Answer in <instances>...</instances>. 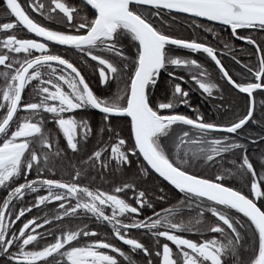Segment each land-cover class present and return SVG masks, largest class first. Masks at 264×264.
<instances>
[{
    "label": "snow or ice",
    "instance_id": "obj_1",
    "mask_svg": "<svg viewBox=\"0 0 264 264\" xmlns=\"http://www.w3.org/2000/svg\"><path fill=\"white\" fill-rule=\"evenodd\" d=\"M85 3L94 12L91 18L87 15H74L78 9L62 0H51L47 12L43 14L56 15L59 10L70 29L58 31L42 26L31 18L18 0H5L9 16L14 18L0 23V32L8 33L22 24L31 33L47 38L50 42L72 46L97 62L101 83L109 82L112 76L118 77L122 73L127 74V79L123 90L115 96H98L80 68L70 58L51 50L49 43L42 39L18 38L16 34H5L0 38V76L4 78L3 84H0V109H5L0 116V186L7 189V195L0 203V253L8 256L11 264H121V258L136 264L128 253L107 236L80 243L78 237L96 236V228L82 231V227L78 226L74 230H64L65 226L61 225L52 232L36 231L50 222L55 225L61 218L74 217L79 210L106 221L111 225L115 238L145 254L147 264H153L150 246L142 242L141 238L132 236L130 229H144L156 238L155 255L158 264H226L225 257L228 255H232L237 264H264V207L258 206L255 199L264 198V191L261 190L264 177L257 176L246 145L242 142L264 141V137L241 135L246 122H251L254 116L253 92L264 89V41L258 43L251 34L239 35L237 32L238 29L264 32V0H85ZM140 5L157 9L153 13L155 16H159L163 9L175 10L230 26L234 36L254 46L257 64L253 68L244 64L243 67L250 75L241 77L238 82L229 74L214 46L200 42L195 37L180 38L168 34L162 26H154L150 18L140 11ZM31 7L40 12L43 5L33 3ZM207 31L216 35L212 28ZM124 33L136 43L132 57L126 55L123 45L119 43ZM169 45L193 52L203 51L211 57L223 77L235 89L247 94L245 111L225 121L205 120L202 115L193 117L180 113L175 110L176 104L188 103V92L180 83H174L172 98L168 102H150L149 88L157 83L161 70L167 67L195 72L191 79L205 93L211 94L219 88L197 59L173 56L169 52ZM32 50H38L39 54H32ZM21 53L25 59L20 58ZM109 54L115 55L119 64L107 58ZM45 67L49 69L48 72L41 71ZM46 75L47 79L44 78ZM169 75L184 80V76L177 77L175 72ZM29 82H34L38 99L23 100ZM64 84L70 91L64 90ZM88 106L101 110L104 121H108L109 116L114 114L130 117L133 143L129 145L124 136L114 131L108 123L107 130L112 135L107 142L101 140L95 150H90L91 154L81 161L82 165L99 164L106 169L112 161L120 167L131 163L130 155H142L155 173L191 198L189 204L192 201L203 202L199 215L210 211L217 218V222L206 231L219 233L224 238L218 239L216 235H211L210 238L196 240L178 234L182 231H199L192 221L180 219L174 222L181 207L180 202L158 212L153 211L151 216L141 219V207L147 205L151 208L152 204L149 203L146 191L138 188L136 183H121L112 191H102L79 182L77 178L82 177L79 169L68 179H53L37 174L34 179L25 178L23 182L16 183V178L22 174L27 177L34 165L39 172H45L47 166L63 151L58 144H54L56 138L46 131L40 114H50L62 130L67 148L78 152L92 128L87 119L78 120L65 113ZM18 110L26 115L16 116L15 129L10 131V122H13ZM225 132L230 135L222 134ZM37 138L42 151L30 145ZM240 149L245 151L238 157L239 163L234 169L226 171L229 174L235 172L241 176H250V193L254 194V198L220 182V175L207 178L194 173L189 167L197 159L213 162L214 158L223 153ZM141 171L148 174V168L142 167ZM39 188L47 191L35 197V205L28 203L18 211L12 207L14 199ZM122 190L131 191L135 203L117 194ZM73 199L75 203L70 204L69 201ZM51 201L57 202L55 215L32 216L13 230V225L25 212ZM204 204L209 207L206 209ZM108 206L111 207V214H106L104 210ZM229 208L248 218L247 228L251 229L248 237L250 251L244 260L237 253L244 246L242 242L245 241V235L242 232L246 231L245 224L238 216H230L227 211ZM122 214H129L128 223L118 218ZM45 236H51V240L41 245L40 241Z\"/></svg>",
    "mask_w": 264,
    "mask_h": 264
},
{
    "label": "trees",
    "instance_id": "obj_2",
    "mask_svg": "<svg viewBox=\"0 0 264 264\" xmlns=\"http://www.w3.org/2000/svg\"><path fill=\"white\" fill-rule=\"evenodd\" d=\"M21 4L20 0H18ZM32 3H43L45 4L46 10H48L51 0H29ZM82 4L85 6L87 11H90L88 6L82 2ZM22 6V5H21ZM153 10H157L155 8H152ZM164 10V9H163ZM51 15L49 14V21H37L42 26L53 28L54 30L58 31H67L70 30L68 24L64 22V18L62 14ZM165 14H161L159 16L153 15V13H150L148 17L150 20H155L161 25L168 34H174L180 38H198V39H209V37H206V32H204V29L208 28H215L214 33H216L215 36H212L213 39H215L216 43L221 46V48L229 53V55L234 56L236 59H238L240 62H242V65L247 64L249 68H253L257 64V58L255 55V48L251 44H249L246 41H239L236 39L235 36L232 35L229 27L217 24L214 22L202 20L199 18H195L192 16H188L185 14H180L176 12H172L169 10H164ZM13 17L9 16L8 10L6 9L4 3L2 0H0V23L6 22L7 19H11ZM172 19H181V20H188L191 21V23L188 24H178V23H169L168 21ZM164 21L166 23H164ZM18 26V25H17ZM19 27V26H18ZM193 27H196L198 29L197 33H193ZM21 29V28H20ZM189 29V30H188ZM203 33H202V32ZM239 35H247L251 34L253 38L257 39L258 43H261L264 41V32H260L256 29H239L237 31ZM12 31H9L8 33L0 32V38H2L5 34H12ZM132 46V45H131ZM132 51H136V44L130 48ZM226 63V68H232L236 67L238 68V63L235 62L233 57L227 56L224 57ZM210 59V64L207 65L203 63V65L210 67L214 69L215 71H218L217 66L215 62ZM223 63V59H220ZM225 66V63H223ZM244 68V67H243ZM245 77H248L250 73L248 70L244 68ZM125 77V76H123ZM223 80V79H222ZM125 78H123V81L125 83ZM4 78L0 76V84H3ZM223 83L224 80H223ZM246 100L245 104H242L241 99L243 98ZM229 98L231 99H238L239 103H236L237 108L239 110V114L245 111L247 107V96L241 95L239 93H234V95H229ZM255 107H254V116L251 118V122H246V126L244 129H248L249 133L255 134V136H263L264 135V90L258 89L255 92ZM3 109H0V111ZM85 112L89 115L93 116H100V120H96L97 122L93 123L91 128L92 132L90 133L87 140H85L84 145L82 147L83 150L78 152H73L72 150L68 149L66 146V140L62 139V144H60L61 149L63 150L61 152V155L57 158H55L51 164L47 166L45 169V172L41 173L39 172V169L34 165L33 169L28 173V176L25 177L23 174L20 177L16 178V183L23 182L25 178L27 179H34V177L39 175H45L48 178L58 179V178H65L68 179L70 176L75 174V170L79 169L82 172V177H78L77 180L81 182L82 184H88L90 187L93 188H100L102 191H112L116 186H118L121 183H136L138 188L146 191L148 195L149 203L152 204V207H148L147 205L141 207V211L139 214V217L142 219L144 216H151L153 211H159L161 209L168 208L169 205H176L178 202L181 203V207L179 212L176 214V219L174 222H179L180 219H183L184 221H192L193 226L197 227L199 229L198 232H189V231H182L178 234H183L188 236L190 239H196L199 240L201 238H210L211 235H216L218 239H223L224 237L221 236L219 233L206 231V229H209L210 226L217 222V218L215 216H211L209 214V211H205L203 215H199V210L201 207V203H197L195 201H192L191 204H189V199L185 195L184 192L177 191L172 186H170L168 183H166L164 180H162L160 177H158L142 160L141 156L139 154L130 155L129 159L133 166L131 167H117L114 162H109V167L104 169L101 168L99 164H94L90 166H84L81 164V161L85 160L86 155H90V150H95V147L101 142V140L107 142L108 138L112 133L108 132L107 130V124L110 123L112 125V128L114 131L119 132L124 136V138L127 140L128 144L131 145L133 143L132 138L129 137V131H128V123L125 120L118 121L116 124H114L111 121H104L102 118L103 115H99L95 113L94 111H88L85 110ZM2 111L0 112L1 116ZM45 127H49L52 129V123L46 122ZM104 129L103 132H101V129ZM6 138V137H4ZM1 142V141H0ZM30 145L34 148H36L38 151H42L40 147L39 139H34L30 142ZM55 150V149H54ZM84 151V152H83ZM110 155V153H109ZM105 159H107V155L104 156ZM136 164V165H135ZM41 167H44L43 164H41ZM148 168V174L145 175L144 172L141 171V168ZM52 169V170H49ZM192 171L196 174H202V170H194ZM12 186H15L13 184ZM234 187L237 190H239V186H231ZM161 189L163 191H161ZM47 191V189L39 188L36 189L34 192L29 191L25 193L24 197H20L18 199H14L12 202V207H14L17 211L20 207H26L28 203H33L35 205V197L37 195H42ZM131 192L129 190H122L120 193H117L121 196L123 195H129ZM7 195V189L0 186V203H2V199ZM160 197H163V199H160ZM70 204H74L75 200H70ZM135 203V202H131ZM205 208L208 206L207 204L203 205ZM264 207V204H262ZM106 214H111V207L108 206L105 209ZM57 211V202L51 201L48 202L46 205H37L34 206L29 212H25L24 215L16 221V223L13 225V230L18 229L22 223L30 219L32 216L37 217H45L48 215H55ZM120 219H123L125 223H128L130 221L129 214H122ZM240 220L245 224L246 231L242 232V234L245 235V241L242 242L244 244L243 247L238 249V255L241 260H244L248 257L250 248L248 246V237L251 235V229L247 228L248 225V218H240ZM61 225L65 226L64 230L69 229H75L76 227L80 226L82 227V231H90L92 228H96L97 234L96 236H89V237H78V240L80 243H86L88 239L91 238H100L103 236H107L110 241L117 243L118 246H120L128 255L131 257L132 260L136 262V264H147L145 254L140 250H133L130 246L126 245L124 242H121L118 240V238H115L112 235V229L111 225H109L106 221L97 219L93 214L91 213H84L78 210V214L74 217L69 218H61L60 221H58L55 225H53L51 222L48 225H42L40 229H36V231H49L52 232L54 228H60ZM34 227L33 226H30ZM162 230V229H161ZM27 231V230H26ZM131 235L134 237H138L142 239V242H144L147 246H150V251L152 254V261L153 264H158V258L155 255V239L150 232L145 231L144 229H130L129 230ZM162 242H163V238ZM51 240V236H45L40 241L41 245L43 243L48 242ZM15 250V249H14ZM57 259H59L57 257ZM226 264H237V261L233 258L232 255H228L225 257ZM0 264H11L8 256L4 255L3 253H0ZM121 264H130L129 260L121 258Z\"/></svg>",
    "mask_w": 264,
    "mask_h": 264
},
{
    "label": "flooded vegetation",
    "instance_id": "obj_3",
    "mask_svg": "<svg viewBox=\"0 0 264 264\" xmlns=\"http://www.w3.org/2000/svg\"><path fill=\"white\" fill-rule=\"evenodd\" d=\"M22 7L25 9V11L29 14V16L36 21H49V15H44V12H47L45 4L43 3H35V4H42L43 8L41 9L40 12H37L35 9L31 7L32 2L29 0H20ZM62 2H66L69 4V6H74L78 9L74 15H79V16H84L87 15L89 18H91L94 15L93 10L82 0H62ZM86 4L90 11H87L85 6L82 4ZM140 8V11H142L146 16L151 15L150 13H154L157 10H153L152 7L148 6H143L140 5L138 6ZM59 12V10H57ZM165 14L164 10H160V15ZM38 21V22H39ZM154 23V26L159 25V23L155 20H150ZM82 22V21H80ZM169 23H178V24H188L191 23V21L188 20H181V19H172L168 21ZM164 23H166L164 21ZM19 26V27H18ZM18 26H15L13 33L18 36V38H24V39H38L37 37L33 36L29 32H27L20 24ZM161 26V25H160ZM21 28V29H20ZM230 29V28H229ZM189 30V29H188ZM193 33L196 34L198 29L196 27H193ZM212 30L215 31V28L212 27ZM239 30V29H238ZM237 30V31H238ZM231 31V30H230ZM202 32V31H201ZM204 32H206V37L208 36L209 39H199L200 42H207L214 46L217 49V55L219 58L223 59V63H225V68L227 61H225L224 57L230 56L233 57L235 62L238 63V68L236 67H228L226 69L229 70V74L233 76V79H237L238 82H240L241 77H245L244 73V68L242 65V62H240L238 59H236L234 56L229 55L226 51H224L221 46H219L218 43H216L215 39H213L212 33L208 32L207 29H204ZM203 33V32H202ZM232 33V32H231ZM233 35V34H232ZM234 36V35H233ZM237 39V38H236ZM239 40V39H238ZM241 41V40H239ZM48 43V42H46ZM119 43L123 45L124 50L126 51V55L129 57H132L134 55V51H132L130 48L136 44L130 36L127 35V33H124L120 40ZM132 45V46H131ZM49 47L51 50L56 52L57 54H62L65 55L66 58H70L73 63L77 65L78 68H80L81 73L85 76V79L89 82L90 87H92L93 91L95 94L98 96H115L118 94L120 91L123 90L124 88V82L123 78L125 80L127 79V74L122 73L120 76H112L109 82L106 83H101L100 81V76H99V65L97 62H94L91 58L87 57L84 53L79 52V50L75 48H66L62 47L59 45H55L52 43H49ZM169 52L171 55H181L185 57H191L194 59H197L200 64L203 65V63L209 65L210 64V59L206 53L198 51V52H193L188 49H183L182 47L174 46V45H169ZM32 54L36 55L39 54L38 50H32ZM100 54V53H97ZM21 59H25V55L23 53L20 54ZM107 58L113 60V62L119 64V60L115 55L109 54L107 55ZM131 68V64L129 65ZM203 68L207 70L208 76L214 80L218 85L219 88L213 90L211 94L205 93L202 89L199 88L198 84L191 79V76L196 74L195 72H188L186 69L183 68H175L174 66L172 67H167L165 69L161 70V74L159 79L157 80V83L155 85H151L149 88V93H150V102L153 100L156 101L157 103L160 102H168L169 99L172 98V91H173V86L174 83H180L182 88L186 89L188 92L187 104H180L177 103L175 110L187 114L190 116L195 117L196 115H202L205 120H211V121H225L231 119L233 116L239 115V110L237 108L236 103L238 102V99H231L229 98V95H234V93H239L247 96V94L239 92L237 89H235L222 75L219 69L218 71H215L214 69L207 67L203 65ZM0 69H2V66H0ZM60 69L58 68L57 71ZM42 72H48L49 69L42 68ZM105 71L107 72V68L105 66ZM170 72H175L176 76H184V80H179V79H174L169 75ZM125 76V77H123ZM47 79V75L44 77ZM225 83H223V80ZM65 91H70L68 86L66 84L62 85ZM258 89L254 90L253 92V98L255 96V92ZM262 90V89H261ZM38 99V96L36 94L35 88H34V82H29V85H26L25 92L23 93V100L31 101L33 99ZM243 98V97H242ZM242 104H245V99H241ZM254 103H255V98H254ZM85 110L88 111H94L95 113L99 115H103L101 110L95 109L91 106H88L84 109H76L70 112H66L65 115H73L75 116L78 120L79 119H87L89 124L92 126L93 123L97 122L96 120H100V116H93L92 114L89 115L85 112ZM1 116L3 115L5 109L1 110ZM0 111V112H1ZM242 113V111H241ZM26 113L23 111L18 110L17 114L14 115L13 122H11V130L15 129V120L16 116H24ZM41 118L44 119V122H51L52 123V129L49 127H44L46 131L50 133V135L54 136L55 142L54 144H58L59 148L60 144H62V139L66 138L63 135L62 130L58 128V125L54 119L51 118L50 114H45L41 113L40 114ZM103 118V117H102ZM104 119V118H103ZM125 120L128 123V131H129V137L130 135V118L124 115H112L109 116L108 121L113 122L116 124L118 121ZM185 130H187V126H185ZM248 129H244V133L241 135L245 134H251ZM9 131V135H10ZM221 133H217L219 135ZM224 135H230L229 133H222ZM260 137H264L260 136ZM132 138V137H131ZM239 138V137H238ZM133 141V138H132ZM2 142V141H1ZM84 142L82 144L84 145ZM243 143L246 145V151L247 154L249 155V158L252 160L254 167L257 172L258 177H264V141L261 140H255V142H249L247 140H243ZM55 149V147H54ZM53 149V150H54ZM81 150H83L81 148ZM80 150V151H81ZM245 151V149H240V150H233L230 153H223L219 157L214 158L213 162L205 161L202 159H197L195 161H192L189 164V167L191 169H194L196 171L202 170L204 173L203 175L207 178H213L216 175L221 176V181L227 186H239V190L243 191L245 195H249V198H254V194L250 193V183H251V177L250 176H241L233 172L232 174H229L226 170L227 169H234L236 164L239 163L238 157ZM84 152V151H83ZM140 155V154H139ZM142 158V157H141ZM143 160V159H142ZM144 161V160H143ZM235 162V163H234ZM146 164V163H145ZM136 165V164H135ZM131 167L133 166L132 163L123 165V167ZM261 190L264 191V184L261 185ZM131 192V191H130ZM123 198L129 200V202H135L132 198V192L129 195H123ZM190 200L191 198L188 197ZM256 202L258 206H262L264 204V198H259L256 197ZM208 205V204H207ZM209 207L206 206V209ZM228 213L230 216H238L239 218H247L244 216L242 213H238L237 210L235 209H227ZM209 214L211 216H214L209 211ZM171 244V242H169ZM173 248H175L174 245H172Z\"/></svg>",
    "mask_w": 264,
    "mask_h": 264
},
{
    "label": "water",
    "instance_id": "obj_4",
    "mask_svg": "<svg viewBox=\"0 0 264 264\" xmlns=\"http://www.w3.org/2000/svg\"><path fill=\"white\" fill-rule=\"evenodd\" d=\"M3 1V3H4V5H5V0H2ZM84 3H85V0H82ZM19 2V1H18ZM143 6H147V5H143ZM5 7H6V5H5ZM90 7V6H89ZM149 7V6H148ZM152 8H154V7H152ZM164 10H167V9H164ZM172 12H176V13H180V14H185V15H188V16H192V17H195V18H199V19H202V20H206V21H210V22H214V21H211V20H208V19H206V18H200V17H196V16H193V15H190V14H186V13H182V12H177V11H175V10H173ZM14 18V17H13ZM214 23H217V24H222L221 22H214ZM27 32H29L30 34H32L33 36H35V37H37L38 39H42L43 40V42H48V43H52V44H55V45H59V46H62V47H66V48H74V47H72V46H64V45H60L58 42H50V41H48L47 40V38H41V37H39L38 36V34H36V33H31L30 31H28L27 29H26V27L25 26H23L22 24H20ZM222 25H225V24H222ZM225 26H227V27H229L230 28V26H228V25H225ZM237 39H239V37L238 36H235ZM240 40V39H239ZM242 41V40H241ZM175 46V45H174ZM179 47V46H178ZM201 52H203V51H201ZM217 66V65H216ZM217 68H218V66H217ZM219 69V68H218ZM223 75V74H222ZM226 79V78H225ZM234 87V86H233ZM262 90H264V89H262ZM239 92H241L240 90H238ZM242 93V92H241ZM245 94V93H244ZM252 96H253V94H252ZM130 118V117H129ZM11 123V122H10ZM141 157H142V155H140ZM142 159H143V157H142ZM144 160V159H143ZM145 163H146V161H144ZM146 165H147V163H146ZM149 168H150V166L149 165H147ZM151 169V168H150ZM152 170V169H151ZM154 173H155V171L154 170H152ZM158 177H160L162 180H164L166 183H168L170 186H172L174 189H176L177 191H180L179 189H177L174 185H172L169 181H167L165 178H163V177H161L158 173H155ZM180 192H182V191H180Z\"/></svg>",
    "mask_w": 264,
    "mask_h": 264
}]
</instances>
